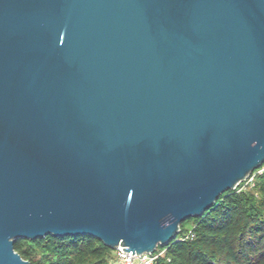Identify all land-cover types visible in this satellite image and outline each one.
I'll return each instance as SVG.
<instances>
[{
    "label": "water",
    "instance_id": "water-1",
    "mask_svg": "<svg viewBox=\"0 0 264 264\" xmlns=\"http://www.w3.org/2000/svg\"><path fill=\"white\" fill-rule=\"evenodd\" d=\"M263 163L264 0H0V264L154 252Z\"/></svg>",
    "mask_w": 264,
    "mask_h": 264
},
{
    "label": "trees",
    "instance_id": "trees-1",
    "mask_svg": "<svg viewBox=\"0 0 264 264\" xmlns=\"http://www.w3.org/2000/svg\"><path fill=\"white\" fill-rule=\"evenodd\" d=\"M264 163L253 185L231 188L202 215L193 217L194 235L184 237L185 221L156 264H264ZM250 176V177H251ZM248 177L246 180H249ZM32 264H109L114 248L90 234L46 235L16 242Z\"/></svg>",
    "mask_w": 264,
    "mask_h": 264
},
{
    "label": "built area",
    "instance_id": "built-area-1",
    "mask_svg": "<svg viewBox=\"0 0 264 264\" xmlns=\"http://www.w3.org/2000/svg\"><path fill=\"white\" fill-rule=\"evenodd\" d=\"M264 170V167L261 171ZM253 179V176L250 177V180ZM189 230L185 233L184 237H189L194 235V233ZM167 248H157L154 252H144L143 254H138L136 252L129 251L119 245L114 248L112 254L109 257V264H156L160 256L166 254Z\"/></svg>",
    "mask_w": 264,
    "mask_h": 264
},
{
    "label": "rangeland",
    "instance_id": "rangeland-1",
    "mask_svg": "<svg viewBox=\"0 0 264 264\" xmlns=\"http://www.w3.org/2000/svg\"><path fill=\"white\" fill-rule=\"evenodd\" d=\"M253 185V179L252 180H244V182L242 183V185H240V187H247V186H252ZM185 226L189 228V230L194 226V221H193V217L188 218L185 220ZM161 247V246H160ZM158 247V248H160Z\"/></svg>",
    "mask_w": 264,
    "mask_h": 264
}]
</instances>
